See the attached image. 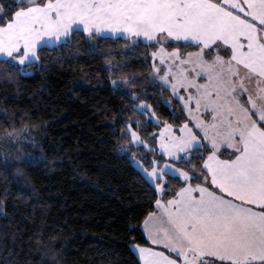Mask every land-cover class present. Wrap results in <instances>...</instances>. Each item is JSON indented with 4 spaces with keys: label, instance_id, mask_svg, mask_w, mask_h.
Wrapping results in <instances>:
<instances>
[{
    "label": "snow or ice",
    "instance_id": "1",
    "mask_svg": "<svg viewBox=\"0 0 264 264\" xmlns=\"http://www.w3.org/2000/svg\"><path fill=\"white\" fill-rule=\"evenodd\" d=\"M81 29L91 39L120 32L157 45L149 53L148 75L180 101L176 118L186 113L179 123L159 121V150L156 134H150L149 151L156 156L145 157L151 167L143 171L157 189L156 211L142 221L148 245L137 247V264H264V0H15L7 15L0 8V54L6 58L0 67L37 64L49 42L69 44ZM221 46L225 56H219ZM217 57L227 63L214 71ZM128 82L125 77L121 83ZM140 105L150 107L143 100ZM123 134L139 142L127 119ZM218 139L236 152L232 171L212 160ZM205 148L209 175L224 177L212 181L224 197L213 204L194 185L187 198L164 199L161 189L172 191L166 173L171 169L178 173L173 177L190 181L177 164L190 163ZM169 203L171 228L162 220L150 223L162 211L169 215ZM195 212L201 214L192 218Z\"/></svg>",
    "mask_w": 264,
    "mask_h": 264
},
{
    "label": "trees",
    "instance_id": "2",
    "mask_svg": "<svg viewBox=\"0 0 264 264\" xmlns=\"http://www.w3.org/2000/svg\"><path fill=\"white\" fill-rule=\"evenodd\" d=\"M14 2L0 0L5 15ZM139 40L91 39L81 29L69 44L44 46L37 64L0 67V264H137L133 246L148 242L142 221L157 189L131 153L150 166L145 157L155 152L129 146L125 120L153 144L162 123L133 105L148 101L164 122L186 118L148 75L156 45ZM125 77L126 85L112 83ZM208 151L179 162L191 182L202 181ZM173 176L165 198L184 185Z\"/></svg>",
    "mask_w": 264,
    "mask_h": 264
},
{
    "label": "crops",
    "instance_id": "3",
    "mask_svg": "<svg viewBox=\"0 0 264 264\" xmlns=\"http://www.w3.org/2000/svg\"><path fill=\"white\" fill-rule=\"evenodd\" d=\"M111 34V33H110ZM108 34V35H110ZM110 36H118V33H115V35L111 34ZM209 43V42H208ZM3 56H0L2 58ZM216 152V155L212 157V160L215 162V164L218 166L219 169L224 170L225 172L232 171L235 168V157H236V152L233 148L225 147L221 149L220 151H214ZM207 159V156L205 155L204 161ZM204 176L202 181L193 183L191 180H185L184 185L176 192L175 195H172L170 197L164 199H171L174 201L175 197L177 195L183 196L185 198L188 197L189 193L192 191V186L194 185H201V191L205 194L206 197L209 198V200L214 204L217 200L221 199L224 197L225 193L221 190L220 187L213 185L212 181L214 179L220 178L224 179L223 176H220L219 173H217L216 176L209 175V169L205 167L204 163ZM206 178V179H205ZM229 200L233 199L232 197H228ZM239 203V202H238ZM169 215L164 216L163 211L158 214V216H154L150 218V223L157 222L158 220H162L164 224L168 225L171 228L172 225V220L174 219V212L171 209V203L167 206ZM156 210L154 209L152 212H155ZM150 212V213H152ZM201 213L195 212L190 213L192 215V218H195L196 216L200 215ZM174 231V229H173ZM148 242L146 244H134V250L138 256V251L137 247L138 246H147Z\"/></svg>",
    "mask_w": 264,
    "mask_h": 264
},
{
    "label": "rangeland",
    "instance_id": "4",
    "mask_svg": "<svg viewBox=\"0 0 264 264\" xmlns=\"http://www.w3.org/2000/svg\"><path fill=\"white\" fill-rule=\"evenodd\" d=\"M111 32H101V33H99V35H108V34H110ZM111 34H113V33H111ZM110 34V35H111ZM113 35H115V34H113ZM118 35H123V36H127L126 34H124V33H120V32H118ZM139 39H143L142 37L141 38H139ZM144 40V39H143ZM209 43H211V41H208ZM55 43H59L58 41H52V42H49L47 45H53V44H55ZM177 46H179L180 47V45H176V46H174V47H177ZM158 46L156 45V47L155 48H157ZM165 47H169L168 45H165ZM155 48L153 49V50H155ZM170 50V49H169ZM195 49H193V50H187V51H194ZM182 51H185V49H182ZM211 50H209V52H210ZM227 53H226V51H225V49H224V47L223 46H221L220 47V52H219V56H225ZM0 56H3L4 57V55L3 54H0ZM212 63L215 65V68H214V71H218L219 69H221L222 67H224V65L227 63V62H221L220 61V59H219V57H217L216 59H214L213 61H212ZM227 74V69L225 70V72H224V75H226ZM114 81H117V85H119L120 83H121V80H114ZM169 89V88H168ZM169 91H170V97H171V100L173 99L172 98V93H171V90L169 89ZM143 101H145V103L147 104V105H149L150 107L148 108V109H144L143 108V106L142 105H140V101L137 103V108L139 109V110H141L142 112H144L146 115H147V118L148 119H151L153 122H155V123H160L159 121H160V119H159V117L156 115V113L154 112V110H153V108H152V106H151V104L148 102V101H146V100H143ZM186 114V113H185ZM158 118V119H157ZM167 123H169V124H173V123H170V122H167ZM130 125V124H129ZM164 125H163V123L160 125V127L159 128H162ZM130 129L131 130H134V131H136L137 132V134H138V137H139V142H137V141H131V136H130V134H129V136H130V141H131V143L133 144V145H135V146H143L145 149H147V150H150V148H151V146L153 145L152 143H150L147 139H144L142 136H141V134H140V132L136 129V128H134L133 126H131L130 125ZM173 131H175V129H173ZM12 135V138L13 139H17L18 137H19V135L18 134H11ZM231 138V137H230ZM155 143H156V145H157V150H159L158 149V145H159V135H158V133H156V141H155ZM225 147H229V145H228V141L227 140H223V139H218V147L217 148H215V149H213V151H220L221 149H223V148H225ZM230 149H231V147H229ZM150 155H152V156H156V153H150ZM159 157H157V159H158ZM131 159L133 160V163H134V165L147 177V179L151 182V180H150V178L147 176V174L143 171V169L144 168H150L151 167V165L150 166H148L146 163H145V161L143 160V159H141V157L139 158L138 157V155H136V154H134V153H131ZM165 159H167L166 157H165ZM169 163H175V161H169ZM143 166V167H142ZM177 168H180V169H183V170H185V172H184V175L185 176H187V174L188 173H190L191 174V176H193L194 174H192L187 168H185L183 165H181L180 163H178L177 164ZM168 174L169 175H178V173H175V172H173L171 169L166 173V175H167V177H168ZM179 177V176H178ZM185 180H187V179H185ZM185 180H183V181H185ZM161 191L162 192H164L163 191V189H161Z\"/></svg>",
    "mask_w": 264,
    "mask_h": 264
}]
</instances>
